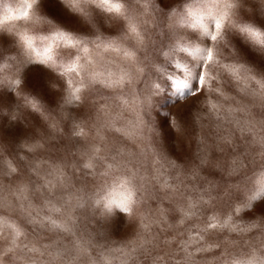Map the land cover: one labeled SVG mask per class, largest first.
Returning <instances> with one entry per match:
<instances>
[{"label":"clouds","instance_id":"clouds-1","mask_svg":"<svg viewBox=\"0 0 264 264\" xmlns=\"http://www.w3.org/2000/svg\"><path fill=\"white\" fill-rule=\"evenodd\" d=\"M0 264H264V0H0Z\"/></svg>","mask_w":264,"mask_h":264},{"label":"snow or ice","instance_id":"snow-or-ice-1","mask_svg":"<svg viewBox=\"0 0 264 264\" xmlns=\"http://www.w3.org/2000/svg\"><path fill=\"white\" fill-rule=\"evenodd\" d=\"M104 2L106 3L107 2V0H104ZM217 26H219V25H217ZM215 37H213V39H214Z\"/></svg>","mask_w":264,"mask_h":264}]
</instances>
